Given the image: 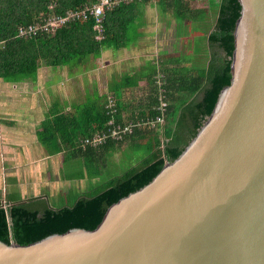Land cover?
I'll use <instances>...</instances> for the list:
<instances>
[{
  "label": "water",
  "instance_id": "obj_1",
  "mask_svg": "<svg viewBox=\"0 0 264 264\" xmlns=\"http://www.w3.org/2000/svg\"><path fill=\"white\" fill-rule=\"evenodd\" d=\"M238 2L230 84L181 154L93 230L0 240V264H264V0Z\"/></svg>",
  "mask_w": 264,
  "mask_h": 264
},
{
  "label": "crops",
  "instance_id": "obj_2",
  "mask_svg": "<svg viewBox=\"0 0 264 264\" xmlns=\"http://www.w3.org/2000/svg\"><path fill=\"white\" fill-rule=\"evenodd\" d=\"M189 2L191 7L203 6L202 0ZM135 4L141 9L139 13L127 22L116 46L104 48L98 59L92 58L75 69L49 67L41 62L31 80L10 83L0 79L7 93L0 102V143L7 156L0 171L4 186V190L0 186L4 192L0 200L18 193L23 202L41 200L53 207L50 196L61 190L63 182L70 186L65 187L69 198H60L57 205L70 206L109 175L108 162L111 168L119 166L127 150L144 152L131 156L126 167L129 170L156 149H165L169 140L164 138L163 129L156 135L150 127L141 126L121 143L73 154L75 150L62 143L61 130L72 133L82 124L86 129L93 128L99 118L96 114L104 111L108 96L116 98L125 124L138 123L152 109L159 76L166 82L170 105L202 99L203 93L193 92L192 82L186 78L198 60L209 53L213 27L205 29L198 19L177 15L158 2ZM47 128L56 142L40 138ZM93 166L97 169L94 176ZM14 170L23 172L22 179ZM46 175L51 176L49 181Z\"/></svg>",
  "mask_w": 264,
  "mask_h": 264
},
{
  "label": "trees",
  "instance_id": "obj_3",
  "mask_svg": "<svg viewBox=\"0 0 264 264\" xmlns=\"http://www.w3.org/2000/svg\"><path fill=\"white\" fill-rule=\"evenodd\" d=\"M96 1L0 0V42H4V46L0 48V79L10 83L31 80L41 62L49 67L69 66L75 69L86 65L92 58L98 59L104 48L116 46L118 38L125 32L127 22L141 10L135 2L122 4L106 12L104 38L100 41L96 39L97 32L94 29L95 21L92 16L87 21H71L57 29L53 35L38 33L31 38L18 37V30L21 27L43 23L51 15L64 16L70 10L83 8ZM202 1L203 6L200 8L191 7L189 0L157 1L161 6L175 10L177 15L198 19L205 29L213 27L209 38L211 47L209 53L198 60L192 73L186 78L188 82H192L193 92L203 93L201 100L170 105L166 82L162 76L166 89L165 98L169 105L164 124L150 128L156 132V135L157 131L163 129L164 138L169 140L165 149L163 151L156 149L139 166L124 171L116 178L92 186L70 206L53 208L48 205L43 206L45 202L41 200L23 202L18 193L7 195L6 207L0 200L1 241L10 243L14 240L21 245H27L72 228L93 230L102 221L108 207L148 184L167 161H173L181 154L213 111L220 91L230 84L231 56L234 49L233 31L241 11L238 0ZM158 92L157 89L152 109L146 117L136 122H145L160 114L156 110L159 106ZM107 105L106 100L104 111L96 114L99 118H96L93 128L86 129L82 124L81 128H74L72 133L65 129L61 130L60 133L62 137L64 136L62 143L65 146L69 144V148L75 150L73 154L81 150L103 149L115 142L121 143L108 140L99 148L81 146L83 139L109 128L108 123L112 116ZM120 117L121 110L118 103L116 122L125 124ZM50 131L47 128V132L41 134L40 138L48 137L50 142L54 143L56 139L50 135ZM96 170L93 166V176L97 174Z\"/></svg>",
  "mask_w": 264,
  "mask_h": 264
},
{
  "label": "built area",
  "instance_id": "obj_4",
  "mask_svg": "<svg viewBox=\"0 0 264 264\" xmlns=\"http://www.w3.org/2000/svg\"><path fill=\"white\" fill-rule=\"evenodd\" d=\"M135 1L157 2L158 0H97L96 3L86 5L83 8L70 10L64 16L51 15L49 18L45 19L43 23H35L28 27H21L18 30V37L31 38L36 36L38 33L53 35L57 29L63 27L71 21H87V19L92 16L95 21L94 29L97 32L96 39L100 41L104 38V20L106 12L122 4H129ZM156 83L159 91V106L156 108V110L160 113L158 116L154 119L141 123L118 124L115 118L118 102L114 96L110 95L107 98V108L112 116V119L108 123L109 128L106 131L97 132L92 137L83 139L81 141V146L84 148H99L100 146L106 144L108 140L117 142L124 141L127 136L132 135L141 126L156 128L158 125H163L165 113L169 103L165 98L166 89L162 76L158 77Z\"/></svg>",
  "mask_w": 264,
  "mask_h": 264
},
{
  "label": "rangeland",
  "instance_id": "obj_5",
  "mask_svg": "<svg viewBox=\"0 0 264 264\" xmlns=\"http://www.w3.org/2000/svg\"><path fill=\"white\" fill-rule=\"evenodd\" d=\"M3 46H4V42H1L0 43V48H2ZM6 94L7 93L5 92L4 84L2 82H0V102H1V104L3 102V98H4V96ZM0 112H2V110H0ZM2 122H3V116L0 115V123H2ZM1 145L2 144L0 143V171H1L2 161H3L4 157L5 158L7 157V156L4 155V150H3V147ZM143 153H144L143 151H128L127 150L123 154L122 158L119 161L120 165L117 166V167H114V168H111V167H113V165H111V163L108 162L107 171H108L109 175L107 177H105L101 182L104 183L106 180L111 179L112 176H120L125 170H127L126 167L128 168V162L131 159V156L135 155L136 157H138V156H141ZM13 172L17 176H18V174H21L20 176H18V178L22 179V173H23L22 171L20 172L18 170H14ZM50 177L51 176L48 177L46 175L44 178H46L47 181H49ZM61 178H62V180H64V175L63 174H61ZM0 186H1V189L4 190V186L2 185V179L1 178H0ZM68 186L69 185L63 184V182H62V183H60V187H61V190L64 189V191H61L59 189V191H53V195L50 194L52 196L48 195L51 198L50 199L51 200V204L55 205V206H53V208H57L58 207L57 204H59L58 201H59L60 198L63 197L64 200H65V198H69V196H68L69 189L68 188L65 189V187H68ZM2 190L0 191V199L2 198L1 196L4 193ZM1 201L6 204L5 200L2 199ZM43 206H45V204Z\"/></svg>",
  "mask_w": 264,
  "mask_h": 264
}]
</instances>
